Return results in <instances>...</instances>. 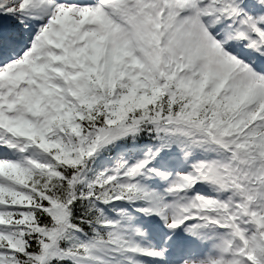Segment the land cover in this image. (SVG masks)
Masks as SVG:
<instances>
[{
    "label": "snow or ice",
    "instance_id": "snow-or-ice-1",
    "mask_svg": "<svg viewBox=\"0 0 264 264\" xmlns=\"http://www.w3.org/2000/svg\"><path fill=\"white\" fill-rule=\"evenodd\" d=\"M0 264H264V0H0Z\"/></svg>",
    "mask_w": 264,
    "mask_h": 264
}]
</instances>
